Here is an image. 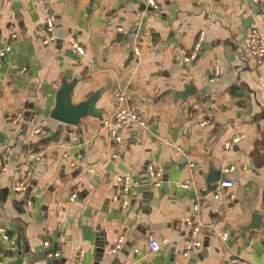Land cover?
<instances>
[{
    "label": "crops",
    "instance_id": "1",
    "mask_svg": "<svg viewBox=\"0 0 264 264\" xmlns=\"http://www.w3.org/2000/svg\"><path fill=\"white\" fill-rule=\"evenodd\" d=\"M249 1L158 0L153 10L146 0H0V50L12 45L0 58V225L16 245L0 239V264H74L79 250L84 264H226L232 257L264 264V62L243 47L252 26L264 36V11L253 13ZM47 18L57 40L44 46ZM201 34L204 49L185 62L182 53ZM215 66L220 76L211 83ZM75 75L72 102L101 91L95 106L102 114L74 127L50 112L61 83ZM184 84L203 93L187 102L167 93ZM117 93L146 127L119 128L114 146L101 119L115 109ZM150 165L163 170L158 188ZM212 168L232 186L218 200L207 196L194 216V193L210 191L203 175ZM119 174L135 181L127 211L112 201ZM186 180L193 183L187 190ZM20 182L25 189L15 192ZM189 215L202 227L201 247L183 259ZM149 234L168 244L150 254ZM120 237L121 249L107 253ZM56 250L59 260L45 257Z\"/></svg>",
    "mask_w": 264,
    "mask_h": 264
},
{
    "label": "built area",
    "instance_id": "2",
    "mask_svg": "<svg viewBox=\"0 0 264 264\" xmlns=\"http://www.w3.org/2000/svg\"><path fill=\"white\" fill-rule=\"evenodd\" d=\"M172 2H178L180 0H171ZM251 2L258 6V9L261 11H264V0H251ZM146 5L153 9L157 10L159 7L158 0H146ZM45 31L46 34L44 36V39L42 40V45L48 46L53 44L57 40V34H56V27L54 24V21L51 18H47L45 21ZM202 37L201 34L199 39L194 44L193 48L189 52H183L182 59L189 63L194 61L198 54L201 51V45H202ZM16 34L11 33L9 35V39H15ZM69 45L74 49L78 54L83 55L84 50L83 48L73 40H70ZM243 47L246 52V55L254 58L257 63H263L264 62V36L262 32L259 30L258 27L252 26L248 29L247 36L243 42ZM12 49L11 43L8 41L4 44V47L0 50V58H3L6 53L10 52ZM140 51L138 48L134 49V54L139 55ZM220 76V69L219 67L215 66L213 70L210 73V79L209 81L211 83L218 81ZM5 88V87H4ZM3 88V90H4ZM1 89V85H0ZM7 90V87L5 88ZM115 98V109L111 114H109L106 117H103L101 119V126L102 129H106L108 132V137L112 145L118 146L121 144L122 139L120 135L118 134V129L122 127H129V126H136L138 128H145L146 127V121L143 118L141 114L134 111L132 107H130L125 100L124 93H117L114 96ZM18 118L20 115L17 116ZM207 124V121H202L200 123V126H205ZM45 126L43 123L40 125V127H37L35 130V133H39L42 130V127ZM242 139L241 135H237L232 137V139L224 142V149L228 150L233 144H237ZM113 157L116 154H112ZM40 155H37L34 157V160H39ZM2 160H5V157H2ZM71 166L73 167L74 164L72 163ZM189 171L191 172L194 169V165L190 163L188 165ZM4 169V167L2 168ZM233 167H229L223 170V173L226 174L228 172L233 171ZM147 175L152 179L153 186L158 188L161 184L162 177H163V170L161 168H155L153 166H147L146 167ZM90 173H93V170L90 169ZM117 182V189L112 196V201L118 203L120 209L122 211H127L130 206V194L133 191V187L135 186L134 179L127 175V174H119L116 177ZM191 180H186L181 183V188L187 190L190 185H192ZM193 186V185H192ZM232 186V182L227 181L225 179H220L214 184H212V187L210 191L206 193H199L195 191V198L194 203L192 205V214L194 216H197L198 212L200 211V208L202 206L203 201L206 199L207 196H211L214 200H218L223 194L224 191ZM25 189L24 182L18 183L13 190L15 192H20ZM77 198V195L73 193L70 196V200L73 201ZM185 224L190 228V235L187 239L183 252L181 253V257L183 259H186L189 255V252L193 250L194 248H200L201 242L197 239V235L200 233L202 227L199 225L193 218L187 217L185 219ZM0 239L12 247H15V241L7 234L6 230L0 225ZM123 238L120 237L118 241L108 247L107 253L109 254H115L117 253L122 246ZM168 244V241L163 239L161 241L157 240L152 234H149L147 236V249L150 254H155L158 251L162 249L163 246H166ZM44 247L49 246L48 241L43 242ZM83 250H79L74 258V264H84L83 260ZM45 257L48 260H59L61 258V252L59 250H56L54 252H46ZM226 264H247L245 261L238 257H232L228 260Z\"/></svg>",
    "mask_w": 264,
    "mask_h": 264
},
{
    "label": "water",
    "instance_id": "3",
    "mask_svg": "<svg viewBox=\"0 0 264 264\" xmlns=\"http://www.w3.org/2000/svg\"><path fill=\"white\" fill-rule=\"evenodd\" d=\"M251 1L248 3L251 6V11L254 13L258 10V6L255 4H251ZM13 9L20 8L19 5H12ZM245 28L250 26V19H246L244 24ZM204 48L202 47L201 50ZM81 79V76L75 75L74 79L69 82L61 83L59 89L55 95V103L54 107L50 112V118L59 123L68 125V126H78L86 116L99 118L101 117L102 111L96 108V102L100 98L102 92L95 91L90 93L84 100L79 103L72 102V95L74 93V89ZM172 95L175 100H180L182 102H187L189 97L194 95H201L203 91H199L195 89L193 84H184L181 90H173L170 89L167 92ZM203 179L209 185L214 184L220 179H223V175L220 170L209 169L206 174L203 175ZM165 187V185H163ZM258 215H252V218H256ZM258 228L256 226H249V229Z\"/></svg>",
    "mask_w": 264,
    "mask_h": 264
},
{
    "label": "rangeland",
    "instance_id": "4",
    "mask_svg": "<svg viewBox=\"0 0 264 264\" xmlns=\"http://www.w3.org/2000/svg\"><path fill=\"white\" fill-rule=\"evenodd\" d=\"M259 14L262 13V11L260 10V12H258Z\"/></svg>",
    "mask_w": 264,
    "mask_h": 264
}]
</instances>
